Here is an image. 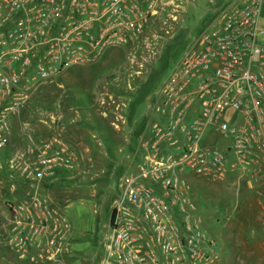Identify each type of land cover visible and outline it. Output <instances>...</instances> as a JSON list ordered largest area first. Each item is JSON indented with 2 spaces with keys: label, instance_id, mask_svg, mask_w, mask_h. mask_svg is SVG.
<instances>
[{
  "label": "built area",
  "instance_id": "built-area-1",
  "mask_svg": "<svg viewBox=\"0 0 264 264\" xmlns=\"http://www.w3.org/2000/svg\"><path fill=\"white\" fill-rule=\"evenodd\" d=\"M176 1L0 0V150L34 86L108 48L151 46L145 32ZM148 108L154 118L138 159L118 178L94 264H219L218 241L204 224L210 208L197 203L191 183L243 185L264 224V0L226 4L192 37ZM47 120V136L27 135L7 159L26 186L23 197L5 202L10 264L77 257L68 218L41 193L76 152L56 131L57 115Z\"/></svg>",
  "mask_w": 264,
  "mask_h": 264
},
{
  "label": "rangeland",
  "instance_id": "rangeland-1",
  "mask_svg": "<svg viewBox=\"0 0 264 264\" xmlns=\"http://www.w3.org/2000/svg\"><path fill=\"white\" fill-rule=\"evenodd\" d=\"M216 1L177 0L176 5L157 16L154 30L145 32L153 41L151 46L140 43L118 52L111 48L93 63L72 65L66 75L40 82L27 95L22 111L28 104L34 105L32 109L36 111L40 106L44 110L50 106L49 111H41L44 119H49L52 113L58 115L59 112H53L58 108L68 111L72 101H77L78 105L86 106L76 109L77 117L88 123L95 122L104 133L102 138L97 132L86 130L89 138L83 139L84 145L73 148L76 160L71 167L62 169L60 184L47 196L71 224L74 237L70 248L77 255L73 264H81L82 259L95 263L107 216L116 197L118 178L129 166L128 148L133 147V154L138 150L134 140L132 144L126 141L131 138L126 136L123 109L128 101L125 94L132 90L130 81L143 80L150 69L146 88L155 93L192 37L202 30ZM171 13L174 20L168 16ZM145 104L146 96H143L133 110L140 112ZM203 186L204 197L211 204L207 211L211 219L204 224L218 241L219 264H264V224L259 222L251 193L243 188L236 191L229 178L215 184L205 182Z\"/></svg>",
  "mask_w": 264,
  "mask_h": 264
},
{
  "label": "crops",
  "instance_id": "crops-1",
  "mask_svg": "<svg viewBox=\"0 0 264 264\" xmlns=\"http://www.w3.org/2000/svg\"><path fill=\"white\" fill-rule=\"evenodd\" d=\"M111 48H115V47H111ZM66 70H64L61 74H59V77H62L64 74L66 75L65 73ZM156 92L155 93L153 92L152 94L146 96V104L144 110L140 111L138 113V116L132 119L130 124H128V122L126 121V116H125V112L127 110L126 109L127 104L124 106L123 109L124 123L127 125L126 132L128 134L126 136H128V139L131 138L130 140H127L124 137L127 143H131V140H134V144L137 145L139 139L143 136L145 132L147 124L154 118L151 109L148 108V104L153 101ZM33 112H35V115H37L36 118L34 119H33L34 117ZM53 112H59L57 113L58 114L57 123L60 125L59 134L61 135V137L73 148L79 145H84L85 141L83 143V139L89 138V134H86V130H89L91 132L93 128L89 125L90 123H88L85 120H82L81 118L79 119L77 117L78 111L76 110L75 106L72 104V108H68V111L58 108V110H54ZM41 113H42L41 110L36 111L35 109L28 108L22 111L17 118L13 119L9 140L6 146L0 150V264H10L16 262L15 257L12 254L11 249L7 242L10 235V231H9V222H8L9 214L5 206V202L12 199L21 198L26 193L25 184L22 182L20 177L14 171L10 170L7 167L6 161L15 149L24 148V146L27 143V135H29L33 139H40V138H44L52 131L50 124H48L49 121L47 119H44L43 118L44 116H41ZM23 123H26L28 125L27 129H24L22 127ZM136 129L139 132H137L136 135H134ZM124 148L125 147L123 146V149ZM128 149L130 153L126 154V156L130 160L129 161V167H130L138 159L139 153L137 150V153L133 154L134 152L133 147ZM120 153L123 156V153L121 151L119 152V154ZM61 171L62 169L55 170L53 175L51 177L49 176V178H47L44 181L43 188L41 190L42 194L48 196V194H50V192L53 191L58 184H60V178L61 179L63 178L61 176L62 175ZM10 183H13L15 185L14 191L9 189ZM203 183L205 184V182L198 180L192 181L191 183L193 191L196 196V200H197L198 188L203 189L204 187ZM208 184H215V183H208ZM106 224H107V220H106ZM70 235H71V240H73L74 234L72 231Z\"/></svg>",
  "mask_w": 264,
  "mask_h": 264
},
{
  "label": "trees",
  "instance_id": "trees-1",
  "mask_svg": "<svg viewBox=\"0 0 264 264\" xmlns=\"http://www.w3.org/2000/svg\"><path fill=\"white\" fill-rule=\"evenodd\" d=\"M229 1L230 0H217L216 3H215V6H214L215 8H214L213 12L211 14L208 13L207 17L205 18V23H204V25L202 27L204 28L206 25H208L215 18V16L217 15V13L226 4L229 3ZM175 29H177V27ZM121 48L120 47H115V52L120 51ZM110 49L111 48H108L105 51L110 50ZM105 51L103 53H105ZM149 71H150V69H149ZM149 71H148V73L145 74V78L143 80H138V81L137 80H131L130 81V85L132 86V90L131 91H128L125 94L128 97L127 106H126V109L127 110L125 112L126 121L128 122V124H130V122L132 121V119H134L135 117H137L138 116V113H139V111L138 112L137 111H134L133 110V107L135 105H137L138 102H140V98L142 99L143 96H147L148 94H151L152 93L150 88H146V81L148 79ZM72 104L75 106V108L77 110L78 109L81 110V109H83V108L86 107V106L78 105L77 104V101H75ZM28 105H27L26 109H28V108L29 109H32L33 106H34V105H29V106ZM50 108L51 107L49 106V107H46L45 109L47 111H49ZM22 110H21V112H22ZM39 110L43 111L44 109H42L41 106H40L39 107ZM46 110H44V111H46ZM33 113H34L33 114L34 115L33 119H34V118H36L37 115H35V112H33ZM135 114H136V116H135ZM89 125L93 128V131L97 132V134L99 135V137H102L103 138L104 133L101 130V128L99 127V125H97L95 122H94V124L90 123ZM141 125H143V124H141ZM137 129L135 130L134 135H136V133L139 132ZM242 188L245 189V187L243 185L240 186V189H242ZM245 190H247V189H245ZM203 195H204L203 191L200 188H198V193H197V201H198V204L200 206H203V207L210 206L211 204L208 203L209 200L206 199Z\"/></svg>",
  "mask_w": 264,
  "mask_h": 264
}]
</instances>
